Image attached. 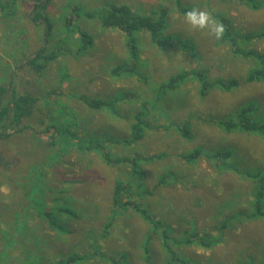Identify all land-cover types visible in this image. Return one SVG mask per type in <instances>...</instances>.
<instances>
[{"label":"rangeland","instance_id":"rangeland-1","mask_svg":"<svg viewBox=\"0 0 264 264\" xmlns=\"http://www.w3.org/2000/svg\"><path fill=\"white\" fill-rule=\"evenodd\" d=\"M177 1L229 21L244 36L235 46L239 55L208 29L192 30ZM241 1L48 0L41 15L48 32L44 21L29 20L31 0H0L8 4L0 17V87L14 84L38 98L26 120L31 128L0 141V264H53L72 255L87 257L78 264H264V218L252 216L256 186L264 191V140L218 124L250 105L252 121L264 122V78L246 83L261 70L257 57L264 59V0H255L256 9ZM116 5L140 16L160 8L168 13L163 36L174 45L156 47L147 32L137 34L132 77H111L130 56L124 35L96 20ZM80 34L92 44L82 43ZM44 42L56 59L40 74L25 70ZM195 70L208 82L235 79L238 86L229 92L214 87L202 98L190 74ZM185 73L189 79L177 88L159 91ZM92 100L113 101V108L93 109ZM142 113V139L127 145ZM183 125L190 140L177 130ZM195 150L192 164L181 159ZM216 152L230 154L229 171L213 166L209 156ZM117 182L125 189L114 206ZM126 201L141 207L158 230L130 206L119 207ZM261 202L264 210V197ZM46 213L59 220V233L48 227ZM195 237L211 247L181 243Z\"/></svg>","mask_w":264,"mask_h":264},{"label":"trees","instance_id":"trees-1","mask_svg":"<svg viewBox=\"0 0 264 264\" xmlns=\"http://www.w3.org/2000/svg\"><path fill=\"white\" fill-rule=\"evenodd\" d=\"M243 2H248L251 4V8L256 9L258 8V4L255 0H242ZM241 1V2H242ZM31 3L33 4L32 10L30 14L31 15L30 20L35 23L39 22L42 24V21H44V18L41 16L42 12L46 10V7L48 5V0H31ZM8 8V4H5L3 2H0V17L3 16L2 14L6 12V9ZM177 9L178 12L181 14H185L188 10L181 8L179 5V1H177ZM89 17L94 18V15H88ZM43 20H42V19ZM97 21L101 25L103 29H109V30H118L120 31L124 37H125V45L127 48L128 55L130 56V63L127 65H124V67H118L111 71V77H119L120 75H124L125 77H132L131 75H136L137 72V60L139 57V48H138V39L137 34L141 32H147L150 36V43L156 47H172L174 45L173 41H171L170 38H165L163 36V30L165 28V22L166 19H168V13L166 9L160 8L157 13L153 14L152 16H140L135 14L129 7L125 5H116L111 6L109 8L103 9L96 17ZM229 21H226L225 19L221 20V23L225 26V32L223 37L220 39L221 44L227 43L230 47V50L233 51L234 54L239 55V52H236L237 43H241L242 41L239 37H244L236 34V32L232 29L231 25L228 24ZM46 23V21H44ZM47 31L50 30V27H48L46 23ZM49 32V31H48ZM264 36V35H263ZM259 36H253L252 39H255ZM44 38L46 40L47 35H44ZM247 39L246 43L250 42V36H246ZM80 40L82 43H87V46L92 44V39L87 34H80ZM229 40L231 43H228ZM46 46L47 42H44V46L41 48L42 50L38 51L34 58L31 60H28L22 67L27 70L28 68L32 70L35 73H42L48 66V64L51 61H54L56 59V55H47L46 54ZM236 52V53H235ZM254 52V51H253ZM252 51L249 52V54L256 57V54H254ZM248 55V54H247ZM259 61H261V70L254 71L253 73H250L246 78V83H253L255 81H259L264 78V59L257 57ZM123 73V74H122ZM191 77L196 80V82L199 84V94L202 98H204L208 90L216 87L217 89L223 91V92H229L236 88L238 86V82L235 79H231L228 81H219L215 80L213 82H208L205 77L204 73L199 70H195V72H191ZM143 79V78H142ZM183 79H189V74H180L175 75L168 79L167 82L162 83L159 87L160 92H165L168 90H174L177 88V85L180 83ZM13 82V81H12ZM14 83V82H13ZM14 84H8V87H0V141H6L11 139L12 136H15V134H21L25 132V130L31 128V126L26 122L28 118H30L33 115L35 105L38 101V98H36L33 94H26V93H20L17 91ZM130 99H133V96L129 97ZM92 103V104H91ZM91 106L93 109H99V108H106L107 110H111L113 108V101L109 102H101V101H94L92 100ZM144 111V109H143ZM254 111L253 105L248 106L247 108L242 109L236 118L228 120L226 122L222 121L219 124V126L227 133H231L233 131H239L242 133H254L258 134L262 140H264V122L262 123H254L251 119V115ZM142 114H137L135 116V121L132 126V133L133 136L126 142L127 145L135 144L138 141H141L142 137L140 134V125L139 119ZM217 124V125H218ZM177 130L179 134L186 140L191 139L190 132L185 125L179 127L177 126ZM199 150H195L192 153H190L187 156H181V159L185 161L187 164H192L195 159L199 157ZM230 154L224 153V152H216L213 153L211 156H209L210 160H213L214 164L213 166L216 167L220 171H229V163L226 161L229 159ZM208 159V160H209ZM209 160V161H210ZM162 184L165 183L164 180H162ZM125 189V186L119 182L115 184V190L113 194V202L114 206H116L119 202V197L121 196V190ZM256 193L255 198L256 202L254 204V214L253 217L259 216L264 218V210L262 209L263 202V189L261 186H256ZM123 195V194H122ZM127 206H130L138 215L141 216V218L148 223L149 226L152 227L153 231H157L158 229L157 224H154L152 221H150V218L145 215V212L141 209V207L137 205H132L128 201L123 202L119 204L120 208H123V210L126 209ZM60 212L64 213L65 215L69 216V212H67L66 209H60ZM46 223L48 227L59 233L61 230V227L59 226V220H56L51 214L46 213ZM154 236L155 234L152 233ZM163 239H166L165 233L159 234ZM202 241H198L196 237L193 240H184L183 244H189V245H196L200 247H211L210 244L205 243L202 238H200ZM165 241V240H164ZM149 242V239L146 241ZM193 243V244H191ZM216 244H218L216 242ZM163 246L165 249H170L166 242H164ZM145 248V247H144ZM145 250V249H144ZM146 256H148V252L145 250ZM84 258L87 259L85 256L81 255H72L67 257L66 259H59L53 264H78L83 260ZM148 258H146L147 260ZM176 261V259H174ZM114 264V263H112Z\"/></svg>","mask_w":264,"mask_h":264},{"label":"clouds","instance_id":"clouds-1","mask_svg":"<svg viewBox=\"0 0 264 264\" xmlns=\"http://www.w3.org/2000/svg\"><path fill=\"white\" fill-rule=\"evenodd\" d=\"M184 21L191 26L192 30L208 29L209 34L217 40L221 39L225 32V26L215 21L207 10L193 8L184 14Z\"/></svg>","mask_w":264,"mask_h":264},{"label":"crops","instance_id":"crops-1","mask_svg":"<svg viewBox=\"0 0 264 264\" xmlns=\"http://www.w3.org/2000/svg\"><path fill=\"white\" fill-rule=\"evenodd\" d=\"M33 6V4L30 2V7H32ZM3 15V14H2ZM2 17V16H1ZM30 20V19H29ZM40 50H42V49H37L36 51H35V54L30 58V59H32V58H34L35 57V55H36V53L38 52V51H40ZM29 59V60H30ZM2 87V86H1ZM18 91V90H17ZM18 92H20V91H18ZM21 93V92H20Z\"/></svg>","mask_w":264,"mask_h":264}]
</instances>
